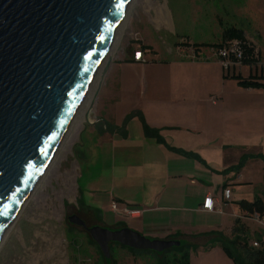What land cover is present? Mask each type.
I'll list each match as a JSON object with an SVG mask.
<instances>
[{"label": "crops", "instance_id": "0c3cea01", "mask_svg": "<svg viewBox=\"0 0 264 264\" xmlns=\"http://www.w3.org/2000/svg\"><path fill=\"white\" fill-rule=\"evenodd\" d=\"M206 13L204 6H197L198 17L206 19ZM178 16L166 0H133L115 59L105 69L103 88L75 138L76 177L101 183L102 177L90 169L97 168L102 155L110 158L121 146L124 154L117 175L114 157L109 162L107 209L113 201L119 208L139 209L140 215L121 216L119 225L130 222L151 239L192 243L196 247L189 253V264H233L213 233L227 235L234 218H246L237 201L258 196L264 202V88H245L225 77L211 51L216 40L190 41L181 33ZM256 49L255 70L264 73L261 51ZM137 50L141 60H133ZM232 70L244 77L250 68L235 65ZM133 121L139 126H129ZM86 129L101 152L82 141ZM105 146L110 148L106 153ZM255 171L262 174L261 182L253 181ZM257 185L260 189L252 197L232 198L235 191ZM225 187L230 190L228 200L221 197ZM76 193L83 208L99 213L101 220V209L83 198L82 188ZM207 196L214 210L201 208ZM228 203L233 216L224 223Z\"/></svg>", "mask_w": 264, "mask_h": 264}, {"label": "water", "instance_id": "95a60500", "mask_svg": "<svg viewBox=\"0 0 264 264\" xmlns=\"http://www.w3.org/2000/svg\"><path fill=\"white\" fill-rule=\"evenodd\" d=\"M129 3L0 0V238L52 159ZM106 67L107 59L100 72ZM67 221L82 227L104 258L109 242L155 252L179 244L128 227L86 226L74 214Z\"/></svg>", "mask_w": 264, "mask_h": 264}, {"label": "rangeland", "instance_id": "374dc122", "mask_svg": "<svg viewBox=\"0 0 264 264\" xmlns=\"http://www.w3.org/2000/svg\"><path fill=\"white\" fill-rule=\"evenodd\" d=\"M132 2L133 0H130L122 22L108 48L104 59V61L107 59V65L115 59ZM166 2L173 13L175 10L179 12L181 33L186 35L190 41L213 43L216 40L218 43L221 32L219 25H234L243 29L245 37L254 43L255 48H260L264 61V0H166ZM197 6H204L208 10L206 19L195 14ZM167 41H170V38ZM156 44L158 45L159 41L156 40ZM213 49L212 47L211 51ZM104 75L105 72L99 73L95 87L85 103L83 113L80 111L75 113L52 159L43 169L34 188L30 190L14 219L3 233L0 243V264H106L98 247L91 242L86 231L67 221L68 216L77 214L79 211L84 212L88 221L95 220L94 224L110 229L119 227L120 221L123 220L117 213L109 211L106 205V192L109 189L108 176L111 175L109 162L114 157V173L117 175V167L119 161H123L121 155L124 154L120 150L121 146L111 152L110 158L107 155H100L101 162L98 163L97 168L90 169L92 174L102 177L101 183L97 182L95 185L87 183L86 179L77 180L76 159L72 156L76 135L84 122V113L89 107L88 116L92 114L96 96L101 92L105 82ZM95 92L96 95H94ZM129 126L139 125L133 121ZM91 135V132L86 129L81 132L80 137L82 141L89 143L90 147L96 145L98 151L101 152L99 143L96 142L97 139L92 138ZM109 149L105 146V153ZM81 167L85 168V166ZM261 180L262 174L255 171L253 181L261 182ZM78 187L82 188L83 198L87 199L91 206L101 209V220L98 217L99 213L83 208L76 193ZM259 189L257 185L255 189L250 187L242 192L235 191L232 193V198L233 195L239 194L241 196L234 198L236 201L240 197L250 198ZM96 199L98 200L97 205L94 204ZM227 206L224 211L227 216H222V222L232 220V203H228ZM242 220L248 228L250 238L254 239L257 233L263 235L264 227L261 223L249 218ZM125 226L137 231L132 228L134 225L130 222H126ZM111 252L109 251L111 257L109 264H153V258L149 253L132 254L130 250L118 245H112Z\"/></svg>", "mask_w": 264, "mask_h": 264}, {"label": "trees", "instance_id": "16d2710c", "mask_svg": "<svg viewBox=\"0 0 264 264\" xmlns=\"http://www.w3.org/2000/svg\"><path fill=\"white\" fill-rule=\"evenodd\" d=\"M233 40L236 41L237 49L240 51V58L235 61H238L240 65L248 66L250 71L244 77L238 72L233 73V71L229 74L224 72V76L234 78L239 86L245 88H264V73L256 72L255 70L257 63H259V56L255 45L245 37L241 29L236 28L234 25L222 26L220 40L218 43L212 45V47L216 49ZM192 46H196V44H192ZM178 151L182 154L192 156L190 153L181 150ZM261 159L264 161V157H261ZM240 163H242V161H240L239 164ZM236 205L246 218H252L254 215L258 217L264 216V202L258 196H255L250 201L243 199L239 200L236 202ZM123 226L124 225H119V227ZM213 234L214 242L220 246L224 254L233 264H264V241L262 240V234L257 233L254 235V239L250 238L248 228L241 218L237 217L233 219L227 235L221 232ZM89 239L91 240L90 237ZM254 241L257 243L256 247L252 246V242ZM91 242L93 241L91 240ZM112 245L121 246L118 243L109 242L108 246L110 252L112 250ZM121 247L130 250L132 254L140 252L149 253L153 258V264H189V253L191 250L195 249L196 246L180 239L177 246L165 248L160 252H155L153 250H135L125 246ZM103 261L109 264L111 257H103Z\"/></svg>", "mask_w": 264, "mask_h": 264}, {"label": "built area", "instance_id": "2783aa9c", "mask_svg": "<svg viewBox=\"0 0 264 264\" xmlns=\"http://www.w3.org/2000/svg\"><path fill=\"white\" fill-rule=\"evenodd\" d=\"M214 50V56L220 61L221 66L225 72H231L233 66L240 65L238 60L240 58V51L237 49V43L236 41H230L225 45H222L219 48L213 49ZM257 51V49H256ZM258 53V51H257ZM133 60H141V51L137 50L133 52ZM233 60V61H232ZM229 70V71H228ZM233 71V70H232ZM264 82V81H263ZM230 190L228 187L222 188L221 190V197L224 200H228L229 198ZM201 208L204 210H214V204L212 202V199L207 196L204 199L203 204L201 205ZM110 210L114 213L119 214L122 217H129L134 218L138 217L140 215V210L136 208H129V207H122L119 208L115 202L110 203ZM252 219L256 220L257 222L261 223L264 227V216L258 217L253 216ZM262 240H264V233L262 235ZM252 246H257V243L254 241L252 242Z\"/></svg>", "mask_w": 264, "mask_h": 264}, {"label": "bare ground", "instance_id": "6f19581e", "mask_svg": "<svg viewBox=\"0 0 264 264\" xmlns=\"http://www.w3.org/2000/svg\"><path fill=\"white\" fill-rule=\"evenodd\" d=\"M124 15H125V14H123V16H124ZM123 16H122V19H123ZM122 19H121L120 23L122 22ZM120 23H119V24H120ZM118 27H119V26H118ZM118 27H117V28H118ZM115 33H116V32H115ZM115 33H114V35H115ZM114 35H113V37H115ZM112 40H113V38H112ZM112 40H111V42H112ZM111 42H110V44H111ZM110 44H109V46H110ZM108 48H109V47H108ZM107 51H108V49H107ZM107 51H106V53H105V56H106V54H107ZM103 63H104V61L100 64L99 69L101 68V66L103 65ZM99 69H98L97 72H99ZM99 73H100V72H99ZM99 73H98V74L96 73L97 75H95V78H94L93 81L91 82V85L89 86L90 88H89V90L87 91V93H86V95H85L86 98L84 97V99H83L84 101H85L86 99H87V100H86L85 102L82 100V102L79 104V107L77 108V110H76L75 113H77L78 111H80V113H81V112L83 113V109L86 107V104H85V103L88 101V98H89V94H90V92H91V91L93 90V88L95 87V84H96L97 78H98V76H99ZM83 102H84V103H83ZM82 103H83V105H82ZM84 104H85V105H84ZM81 105H82V106H81ZM56 150H57V149H56ZM41 173H42V172H41ZM40 175H41V174H40ZM40 175H39V176H40ZM38 178H39V177H38ZM37 180H38V179H37ZM37 180H36V181H37ZM36 183H37V182H36ZM36 183H35V184H36ZM35 184H34V186H35ZM34 186H33V188H34ZM33 188H32V189H33ZM32 189H31V190H32ZM29 193H30V192H29ZM28 195H29V194H28ZM17 212H18V211H17ZM17 212H16V214H17ZM13 219H14V218H13ZM13 219H12V220H13ZM9 225H10V223H9ZM4 232H5V231H4ZM1 240H2V237H1V239H0V243H1Z\"/></svg>", "mask_w": 264, "mask_h": 264}, {"label": "flooded vegetation", "instance_id": "af4514ba", "mask_svg": "<svg viewBox=\"0 0 264 264\" xmlns=\"http://www.w3.org/2000/svg\"><path fill=\"white\" fill-rule=\"evenodd\" d=\"M76 215L78 218L82 219L85 223L86 226H92V225H96L94 224L95 223V220H92L91 222L88 221V218L84 216V212L83 211H79V213L77 214H74ZM87 218V219H86ZM89 222V223H88ZM87 223V224H86ZM89 224V225H88Z\"/></svg>", "mask_w": 264, "mask_h": 264}]
</instances>
